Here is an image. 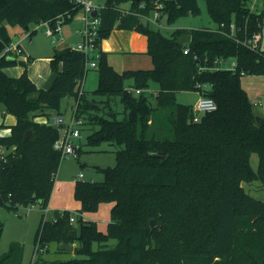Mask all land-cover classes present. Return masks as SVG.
Instances as JSON below:
<instances>
[{
	"label": "trees",
	"instance_id": "1",
	"mask_svg": "<svg viewBox=\"0 0 264 264\" xmlns=\"http://www.w3.org/2000/svg\"><path fill=\"white\" fill-rule=\"evenodd\" d=\"M155 1L146 0L140 12L148 15ZM159 1L169 23L201 12L200 0ZM204 1L217 27L224 24L222 31L177 28L165 35L150 23L144 25L137 14L103 10L97 42L99 83L94 92L107 97V106L111 98L120 97L125 108L120 119L111 108L92 113L95 103L85 92L78 99L89 71L82 52L68 45L54 49L51 66L57 77L50 89L38 87L30 78V59L3 54L13 42L6 24L55 25L61 16L69 23L79 12L73 0H0V105L4 114L15 117L7 126L10 133L0 135V205L18 210L40 204L43 211L48 206L63 159L54 148L59 128L48 120L60 113L67 96L78 99L81 131L84 124L92 131L88 144L106 141L120 147L115 150L116 164L101 168L102 180L80 179L74 188L80 213L96 210L104 201L113 203L107 230L84 218L72 223L67 210L63 216L53 214L57 220L43 213L33 264H264V200L252 196L243 184L259 180L264 186V124L256 120L255 104L242 86L241 74H264V48L245 41L263 30L264 10H252L248 0ZM132 2L136 7L141 1ZM232 23L235 37L228 34ZM115 28L147 36L151 68L118 71L109 63L101 42ZM187 33L191 42L180 44L178 38ZM221 57H235L237 70L201 69ZM16 65L25 68L20 76L4 71ZM152 80L158 83L155 105L147 94ZM181 91L208 95L217 109L195 122L193 106L177 99ZM27 131L31 133L25 139ZM254 153L259 158L257 169L251 163ZM1 232L0 223V237ZM111 239L116 240L114 245ZM55 241L75 244L73 252L82 257L45 259L44 251ZM22 260L19 242L11 243L0 256V264H22Z\"/></svg>",
	"mask_w": 264,
	"mask_h": 264
},
{
	"label": "rangeland",
	"instance_id": "2",
	"mask_svg": "<svg viewBox=\"0 0 264 264\" xmlns=\"http://www.w3.org/2000/svg\"><path fill=\"white\" fill-rule=\"evenodd\" d=\"M126 6L128 4H125ZM248 5L252 10L256 12H261L264 10V1L262 0H248ZM199 6L201 12L197 15L189 14L181 16L176 19L175 22L169 23L166 16H162L159 19L161 23H153L151 21V27L156 30H161L165 35H170L173 30L177 28L182 29H197L201 27H217L216 23L211 19L206 2L204 0L199 1ZM78 23L79 20L75 18L72 22L66 23L63 26V31L65 33V39L61 41H52L46 35V25L44 23H32L30 24V30L35 32L32 36L27 37L26 40L22 42V46L25 50V54H30L31 61L28 64V74L29 66L32 60L37 58H43L50 56L52 58L54 49L56 47H62L65 44H74L75 38L71 35L72 29L75 26L73 23ZM10 34L14 41L21 39L26 34V29L21 25H10L6 24ZM29 34V32H28ZM261 46L264 48V27L262 30V40ZM22 55V54H21ZM18 57V59H21ZM145 59L140 60L138 66H143L137 69H148L151 67L147 66ZM152 59L149 58L148 66L150 65ZM50 69L52 72V66L50 61ZM32 69L30 68V73ZM51 74V73H50ZM99 83V73L97 68H90L84 83V90L86 95L91 101L95 103V109L92 113L100 112L106 113L109 109H114L117 113V117L122 119L125 116V108L119 96L111 98V106L105 104L106 96L95 93V89L98 87ZM242 84L244 88L247 89L249 97L254 100L260 97L263 98L264 103V74H246L242 76ZM158 89V83L154 80L150 82V86L147 89V94L151 99V102L156 104V91ZM200 94L196 91H181L177 93V99L180 103L188 104L194 106L197 103ZM72 102L73 107L76 104L75 98H68L63 101V107L67 106L68 101ZM74 109V108H73ZM72 109V110H73ZM102 109V110H101ZM101 110V111H100ZM254 110L257 115L260 113L264 114V106L262 110L261 106L255 105ZM14 116L3 117V107L0 105V127L4 130L1 124H7L12 122ZM68 117V116H67ZM264 117V116H262ZM91 129L88 124H84L82 127L83 136V153L80 154L79 158H74L72 156L63 157L59 171L56 175L55 185L53 194L49 203L50 211L44 212L40 204H34L27 207L21 206L18 210L9 209L5 206L0 205V223L2 224V232L0 237V256L8 251L11 243L19 242L23 246V260L22 264H33L32 260L34 257L35 250V236L37 229L40 225L42 214L45 213L49 218L53 214L61 213L67 210L73 214L80 213V202L75 198L74 188L75 180L74 176L77 172H83V180H102L104 178V173L101 168H106L108 166H114L116 164V154L115 150L120 148L115 144L110 142H102L99 145H91L87 143V136L91 133ZM258 155L254 153L251 157V163L253 168L257 169L258 166ZM245 189L255 198L264 200V186L259 180L252 182H243ZM112 202L104 201L101 202L96 210L84 211L82 213L85 220L96 221L98 227L102 231L107 230V225L111 220V209ZM81 215V213H80ZM111 245L116 243L115 239L109 241ZM61 245L58 242H51L48 248L43 253V257L47 260L55 259H70L73 257H82L77 255L73 251L62 250ZM98 244L94 245L96 249Z\"/></svg>",
	"mask_w": 264,
	"mask_h": 264
},
{
	"label": "built area",
	"instance_id": "3",
	"mask_svg": "<svg viewBox=\"0 0 264 264\" xmlns=\"http://www.w3.org/2000/svg\"><path fill=\"white\" fill-rule=\"evenodd\" d=\"M138 6H134L132 0L122 3H110L109 0H73L76 7L79 8V12L72 17V19H79L82 22V27L76 29V33L80 36V39L71 45L72 49L82 52L85 55V66L86 68H97L98 63L97 59L99 57V46L97 45L99 39V29L102 23V12L107 8L117 9L122 15L126 14H137L140 17H146L151 23H159V19L162 16H166L164 11V4L156 0L154 2V7L150 10L148 15H145L140 12V9H145L147 6L146 0H140ZM125 4H128L127 6ZM96 11L95 16L92 13ZM46 25V35L52 39V41H61L64 40V31L63 26L65 24V17L61 16L58 18L55 25H52L49 21L43 22ZM224 24L222 23L219 27L212 28L213 30H220ZM236 25L232 23L229 28L228 34L231 37H235ZM262 40V30L254 33L251 37L246 38V42L251 44L253 48H259L261 46ZM185 53H188V49L184 50ZM24 50L21 47L20 43L8 45L3 54L7 55L9 58L20 57L23 54ZM237 59L235 57L230 58H217L214 61V65L210 67L202 66L201 69H225L236 71L237 70ZM242 75H246L245 71L241 72ZM129 90H133L131 87H127ZM137 93L140 92L139 89L135 90ZM84 94L83 81L78 90V99ZM78 99H76L75 108L72 111L70 116H66L62 113H54L48 120V124L54 125L59 128L60 136L55 140L54 148L61 152L62 157L72 156L74 158L80 157V149L82 147V131H81V119L77 118L76 111L78 106ZM255 105H260L261 101L254 100ZM217 109L216 101L203 93H200V97L197 100V103L192 107L193 110V121H200L201 116L207 112H212ZM84 178L83 172H78L75 180H80ZM50 211L47 206L44 209V212ZM64 215V211L60 213ZM53 220H57L55 215H52ZM79 218H83L81 213L73 214L70 213L69 220L72 223H76Z\"/></svg>",
	"mask_w": 264,
	"mask_h": 264
},
{
	"label": "crops",
	"instance_id": "4",
	"mask_svg": "<svg viewBox=\"0 0 264 264\" xmlns=\"http://www.w3.org/2000/svg\"><path fill=\"white\" fill-rule=\"evenodd\" d=\"M141 18H143V17H140V19ZM73 20H75V19H73ZM147 21H148V19H147ZM149 23L150 22L148 21V24ZM73 24L75 26L72 29L71 35L74 36L75 42H77L80 39V36L75 31H76V29H79L82 27V22H81V20H79L78 23L75 22ZM25 29L27 30L26 34L21 39H19L17 41L13 40V42H12L13 44L20 43L22 48H23L22 42L24 40H26L27 37L32 36L30 28L28 27ZM28 32H29V34H28ZM28 35H30V36H28ZM64 39H65V33H64ZM66 45L71 46L70 44H65L64 46H66ZM101 49L106 53L109 63L118 71H124L127 69L142 68L143 66H138V65H140L139 62L142 59H145L144 61L147 65L145 67H152L153 66V61L152 62L150 61L151 66H148L149 58L152 59L150 54L147 53L148 38L144 33L137 31V30L125 29V28L113 29L112 32L110 33V35L102 40ZM23 50H24V48H23ZM29 59L31 61L30 54H28V53L25 54V50H24L23 54L21 55V60L27 61ZM50 61H51L50 56H46L43 58H37V59L32 60V63L29 66V76L36 83V85L38 87H42L43 84L45 83L46 79L50 76V73H52L51 69H50ZM30 68L32 69L31 73H30ZM24 69L25 68L22 65H16V66L7 67L4 69V71L9 76L18 77L24 72ZM86 76H87V74H86ZM86 76H85L84 81H83V88H84ZM242 86L244 88L243 84H242ZM245 90H247V89H245ZM84 92H85V90H84ZM68 98H71V97L67 96V97L63 98L62 104H63V101H65ZM72 98H74V97H72ZM254 100H258V99H254ZM254 100H252V101H254ZM259 101H261L262 110H263V106H264L263 98L260 97ZM62 104H61L60 113L66 115V116H70L72 111L74 110L73 108H75V105L73 107V104H72V102H70V100L68 101L67 106L63 107ZM261 104L258 106H261ZM6 116H11V115L10 114H4V110H3V117L5 118ZM260 116H264V114L260 113ZM12 118H14V119H12V122L7 123V124H5V123L1 124L4 130H1V127H0V135H8L10 133L11 128H9L7 126L12 125L15 122V117H12ZM83 141L84 140L82 139V143H83ZM77 173L74 176V180L76 179ZM90 180H94V179L92 178ZM76 181L77 180H75V182ZM48 207H49V204H48ZM73 245L75 248V244H73Z\"/></svg>",
	"mask_w": 264,
	"mask_h": 264
},
{
	"label": "water",
	"instance_id": "5",
	"mask_svg": "<svg viewBox=\"0 0 264 264\" xmlns=\"http://www.w3.org/2000/svg\"><path fill=\"white\" fill-rule=\"evenodd\" d=\"M96 14H97L96 11H94L92 13L93 16H95ZM141 21H142V23L144 25H148L147 18L143 17V18H141ZM177 41L180 44L190 43L191 42V34H189V33L184 34V35L180 36ZM56 77H57V73L56 72H52L50 74V76L46 79V81L43 84L42 88H44V89H50L52 87V85H53ZM256 120L258 121L259 124H264V117H262L260 115H256ZM30 133H31L30 131H27L26 132L25 139L28 138V136L30 135ZM154 155H156V156H165V154H158V153H154ZM150 222H151V226L152 227H155L156 226L155 219H151ZM61 246H62V248L64 250H68V251H73L74 250V245L73 244H68V243L62 242L61 243Z\"/></svg>",
	"mask_w": 264,
	"mask_h": 264
}]
</instances>
